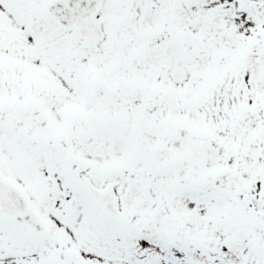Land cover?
I'll return each mask as SVG.
<instances>
[{"label": "snow or ice", "instance_id": "6c2138e0", "mask_svg": "<svg viewBox=\"0 0 264 264\" xmlns=\"http://www.w3.org/2000/svg\"><path fill=\"white\" fill-rule=\"evenodd\" d=\"M0 264H264V0H0Z\"/></svg>", "mask_w": 264, "mask_h": 264}]
</instances>
